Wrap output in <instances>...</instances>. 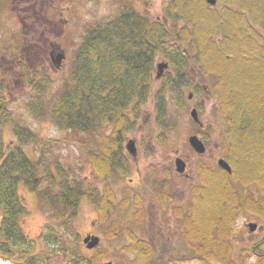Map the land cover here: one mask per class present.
<instances>
[{
    "label": "trees",
    "instance_id": "obj_1",
    "mask_svg": "<svg viewBox=\"0 0 264 264\" xmlns=\"http://www.w3.org/2000/svg\"><path fill=\"white\" fill-rule=\"evenodd\" d=\"M142 1L146 6L144 11L139 10L136 0H113L115 7L110 13L85 24L80 42L70 53V64L61 84L51 96H45L53 82L48 66L40 62L32 69L25 60L20 64L26 86L35 92L27 103L30 109L77 136L84 133L80 140L87 146L86 160L92 164L98 178L106 182L103 192L87 184L79 172L61 160L53 151L56 146L53 141L15 119L6 86L0 80V247L32 245L21 223L28 209L18 195L20 186L26 185L36 191L41 208L51 218L45 225V230L50 232L51 248L57 243L51 238L54 229L62 233L57 234L58 247L65 248L66 264H101L99 257L108 256L102 252V243L96 247L101 253L95 259L86 255L78 241L75 220L84 198L97 207L101 222H109L108 217L115 212L116 192L109 179L129 172L130 160L124 153L123 133L133 123L129 111L141 110L150 97L155 61L159 57L179 61L182 65L187 63V55L198 56L208 72L221 64L243 61L248 67L242 75L247 83H241L242 86L246 88L255 83V87L264 88V0H218L215 6L206 0H167L163 6L164 20L150 14L153 0ZM54 3L60 4V0H55L53 6ZM53 6L50 5V10L56 9ZM5 7H8L6 0H0V20ZM240 69L239 64L230 68L233 72ZM237 91L229 86L226 93H220V110L230 120L226 156L232 171L228 172L219 164L215 169L202 170V191L194 197L191 211L183 212L186 218H178V233L192 250L190 257L205 264L212 261L264 264L261 253L255 255L257 260L253 263L248 261L250 255L246 253L241 255L243 261L234 260L229 237L241 213L250 211L264 216V202L256 204L258 200L252 196L246 198L255 199L252 203L245 202L239 191L240 184H260V179H264L254 175L259 168L258 159L264 161V141L257 145L261 134L254 128L264 134L259 127L261 121L257 120L264 117L260 114L257 119L252 118L250 107L237 104L233 100ZM257 96L262 98L260 94ZM167 108L165 104L159 114L165 116ZM10 123L14 125L19 144L10 145L5 140L4 127ZM236 129L251 131H247L242 140ZM248 134L257 141L245 143ZM26 143L36 144L38 153L31 155L23 145ZM84 162L79 168H84ZM144 179L158 197L161 179L157 170L148 172ZM129 194L135 196L139 207L143 206L139 193L130 191ZM129 202L130 199L122 201V209H126ZM123 211H119L120 218ZM120 218H111L113 226L107 229V238L127 234L132 242L123 244L122 253L113 256L114 264L182 263L183 257L160 260L151 241L129 227L121 228Z\"/></svg>",
    "mask_w": 264,
    "mask_h": 264
},
{
    "label": "rangeland",
    "instance_id": "obj_2",
    "mask_svg": "<svg viewBox=\"0 0 264 264\" xmlns=\"http://www.w3.org/2000/svg\"><path fill=\"white\" fill-rule=\"evenodd\" d=\"M54 1L55 0L50 1L51 6H53L52 3ZM166 1L167 0H153L150 3V14L154 18H161L164 20L163 6ZM142 2V0H136V5L139 10L144 11L146 6ZM6 3L8 7H5L0 20V80L6 86V95L9 99V106L15 115V119L28 125L41 137L53 141L56 144L53 151L59 154L61 160L64 161L66 165L73 167V170L79 172L87 184L93 187H99L103 192L106 182L98 178L99 176L93 170L92 164L86 160L87 146L80 140L84 133H82L81 136H77L73 132L59 127L49 118L37 116L30 109L27 103L34 97L35 92L33 89L26 86L25 77L21 72V67L18 65V62L19 60H25L32 69L36 68L40 62L48 66L53 82L48 87L45 96H51L57 91L61 84L62 78L70 64V53L80 42L85 24L88 21L95 20L100 16L110 13L115 7L113 0H60V4L54 3L55 5L53 7L56 8V12L55 10L49 9L50 14L46 13L48 11V2H44V0H6ZM61 9H64L65 14L56 15ZM43 22L47 25L43 24ZM260 32L263 34L261 30ZM49 33L54 44L57 46L60 45L61 47L59 48L66 53V59L60 68H56L54 63L52 64L53 59L50 55V51L53 46L48 48V45H46L43 40ZM16 44L20 45V47L17 48ZM5 46L9 48L7 49ZM191 57L192 59L188 57L187 59L189 61L188 63L192 62L193 69L189 67L187 70L191 69L190 72L195 75L193 81L197 78L195 81L198 86H195L196 89L198 88L197 95H195L196 97L192 99L188 97L191 88L186 90L184 101L179 98L177 99L178 95L176 91H171L173 94H167L170 100L169 108L166 115L161 116L164 120V122H162V127L157 122L158 120L153 109V103L151 102L142 110V120H139L140 122H135V125L132 124L130 130L126 129L123 133L125 138L122 139V143L126 138L133 137L137 139L138 154L137 157L134 158L124 147V153L128 156L129 160L131 159L129 162V172L123 177L113 176L109 179L110 183L113 184L117 198L116 209L115 212L108 217L110 218L109 222H101L99 220V210L87 198L81 201L80 209L75 220V226L79 233V244L86 255L92 260L101 252H98L99 249L96 248H88L84 243L83 238L86 237L88 232L101 236L102 252L104 251L105 254H108V256L99 257L100 263L108 260L114 261L113 256L117 253H122L121 247L123 244L132 242L130 236L127 234L112 239H108L106 235L107 229L113 226V224L110 225L111 218H120L119 211L124 210L122 218L119 219L120 227H129L138 236L150 240L155 246L154 249L159 255L160 260L183 257L181 264H205L190 257L192 250L183 243L184 239L181 237L180 233H178V222L171 219L172 216L170 214L172 213V209H164L166 213H162V209L159 206L160 201L157 199L153 188L144 178L148 172L156 169L161 179V183L158 185V187H161V191L168 187L164 180L170 175H166V172L168 171L170 174L174 173L176 156L180 157L185 153V155L191 157L194 162H198L199 159L194 157L196 156V152L188 143V133L195 130L191 110L197 103L199 104L197 106L200 109L199 116L201 120L208 123L204 133L205 136H209V147L217 155L228 154L230 120H228L226 115L220 110L219 89L217 88V91H215V79L211 78L210 75L216 77V73L214 72H217L218 74H222L220 76H226L227 88L229 86L231 88L234 86V88L238 90L233 100L237 101L238 103H236L241 106L247 105V107H250L249 113H252L251 117L255 119H257L260 114L264 117V88L255 87V83L246 88L242 86V84L247 83L245 80L246 78L242 75L248 67L243 61L235 62V64L233 62L234 65H232V63H227L225 65L221 64L216 68H212V70H214L213 72H208L206 65L198 56ZM11 58H14V61H11ZM157 60L163 61L164 59L159 57ZM238 64L241 67L239 72H236L237 70L235 72H233L234 70H230V68L237 67ZM170 71H175V65L172 62ZM199 83L202 84L200 85ZM204 83H206L208 89H212V93L205 94L203 90L205 87ZM259 94L262 98L257 96ZM201 95L206 97L203 103H200ZM257 120L261 121L259 127L264 130V119ZM13 126V123H10L4 127L5 140L9 142L10 145L19 144L18 136L14 133ZM247 131L251 130L247 129L244 132L239 129L235 130L238 135L239 133L241 134L242 140ZM254 131L257 134H261L259 136H262V139L257 142V145L263 143L264 134L262 131L260 132L256 128H254ZM244 141L245 143H255L257 139L248 134ZM23 145L31 155L39 151L36 144L26 143ZM253 154L254 151L250 153L251 157H253ZM83 161H85L82 164L84 168L81 169L78 165ZM261 161L263 163L259 162V164L263 167L262 169H264V161ZM53 169L56 170L54 166ZM161 169L164 171H161ZM259 174V170L255 169L254 175L258 176ZM199 182L200 180L198 183ZM260 185L262 184H258V186L255 187V199L258 200L255 201L257 202L256 204L264 202V186ZM24 188V186L20 187L21 193L25 195L24 201L28 205L29 212L25 217L21 218V223L25 233H27L30 238H39L45 224H47V221L51 218H47L39 204L38 198L28 194V191L24 190ZM130 191L139 193L143 200V206L139 207V203L135 200V196H128ZM180 195L181 191L178 192L177 197ZM246 198L247 196H245V198L243 196L245 202L248 201ZM126 199H130V202L126 209H122L120 204ZM254 200L248 202L252 203ZM242 214L243 213L236 217L238 220L233 224L229 236L233 247V258L237 262H241L243 261L241 255L246 253L250 255L248 261L253 263L257 260L255 255H260V253L264 254V220L262 219L264 216L250 211ZM253 216L257 218H252ZM251 221L259 223L262 228H256L253 231L250 230L247 223ZM56 228L59 230L58 226ZM61 231L63 232V228H61ZM55 233L56 234L51 238L56 240L57 243L55 246L59 248L57 234L62 233H58L57 231ZM38 241L40 242V240ZM45 246L51 248L50 244H45ZM248 248H251L256 253L254 254ZM0 255L3 256L1 251ZM188 255L189 257H187ZM1 256L0 258L3 260L4 258ZM9 256L12 257L11 254H9ZM65 257L67 261L66 253ZM65 257L62 256L61 258L62 264H66ZM2 260H0V262H2ZM211 264L222 263L219 261H212Z\"/></svg>",
    "mask_w": 264,
    "mask_h": 264
},
{
    "label": "flooded vegetation",
    "instance_id": "obj_3",
    "mask_svg": "<svg viewBox=\"0 0 264 264\" xmlns=\"http://www.w3.org/2000/svg\"><path fill=\"white\" fill-rule=\"evenodd\" d=\"M50 1L51 0H46V2H48L47 3L48 4V7H47L48 11L46 13H48V14H50L49 13ZM60 13L62 14L63 12L61 11ZM43 40L45 41V44L48 45V48L53 46L52 50L50 51V55H51L52 59H54V57H56V52L62 50L59 48L61 46L55 45L49 36L45 37ZM187 57L189 59H192L191 55H187ZM200 60H201V58H200ZM11 61H14L13 58H11ZM163 61L167 62L168 65L164 68L163 73L161 74L160 77H157V70H158L157 64H158L159 60L155 61V70H154V75H153L154 81L152 83V86L150 87L149 99L145 102V104L142 105L141 110L134 109L135 111H132V110L129 111V115L133 119V123L128 125V127H129L128 130H130L132 124L135 125V122H140L139 120H142V113H143L142 110H144V108H146L149 105V103H151V102L153 103V109L155 111V115H156V118L158 120L157 122L162 127V122H164V120L161 117L163 115L159 114V111L161 109L165 108V104H168V108H169L170 100L167 97V94H173L171 91H176L177 95H178L177 99L179 98V99L184 101L185 95H186V90L188 88H191V91L189 92L188 97L190 99L196 97L195 95H197L198 88L197 89L195 88V86H197L195 81L197 78L193 81V78H195V75H193L190 72L191 69L187 70L189 67H191L193 69V64H191L192 62L188 63L189 61H186L187 63L181 65V63L179 61L174 60V62H172V63L175 65V71L172 72V71H170L171 61L167 60V59H164ZM19 63L21 64V60L19 61ZM52 64H53V62H52ZM214 73H216V77H213L211 75H210V77L215 79V91H217L216 89L218 88L219 93L227 92V89H228L227 88V86H228L227 85V77L226 76H220L222 74H218L217 72H214ZM218 77L220 78V81H217ZM199 84L201 85L202 83H199ZM204 84H205V87L203 88V90L205 91V94L206 93L207 94L212 93V89H208L206 86V83H204ZM205 100H206V97L201 95L200 103L205 102ZM197 105H199V104L197 103L196 106H193V108H196L198 111V114H199L200 109ZM134 112H136V113H134ZM226 122H227V120H226ZM194 124H195V130H192L191 132L188 133V136H189L188 137V143L190 144V142H189L190 136L196 134L206 144L207 151H205L204 153H199L190 144L191 147L193 148V150L196 152V156H194V157H197L199 160H198V162H194L191 157H189L188 155L186 156L185 153L182 154V156H180V157L185 162V169L183 171H179L177 168V159L179 157L176 156V158H175V170H174V173H172L173 175L168 173V171L166 172V175H168V174L170 175V176H168V178H166L164 180L167 183L166 186L168 185V187H167V189H162L160 191L158 197H157V199L160 201L159 206L162 209V213L164 212V209H167V210L172 209V213L170 215L172 216L171 219L173 221L174 220L178 221V218H186L183 215V212H185V211L190 212L191 211L190 208H191V206L194 205V202H195L194 197L197 194L201 193V191H202V182L198 183V181L202 177L201 171L204 169L211 168V167L213 169H215L216 165L219 164L218 163L219 159H221V158L227 159V156H226L227 153L224 155H221V154L217 155L209 147V145H208L209 136L208 135L205 136V133H204L206 131V127H207L208 123H206V121H202L200 118L199 120L194 119ZM130 139H135V145L137 147V154H138V144H137L138 141L136 138H133V137H130L128 139L126 138L125 139L126 142L125 141H124L125 143L123 142V146L129 152V149L127 148V143ZM259 139H262V136H260ZM131 156H133V154H131ZM133 157L135 158V157H137V155L133 156ZM259 162L263 163L261 160L257 161L259 168H256V169H258V170L260 169L259 170L260 174L258 175V177L264 178V169H262L263 167L260 166ZM161 171H164V170L161 169ZM202 172H204V171H202ZM260 181L262 183H264V179L263 180L260 179ZM262 183H260V184H262ZM22 186L25 187L24 190L28 191L27 192L28 194L33 195V196H37V193L34 189H32L26 185H22ZM256 186H258L257 183H255L253 185H245V186L240 184L239 191H240L241 196H244V197L245 196H252L255 198L256 197V191H255ZM179 191H181V195L179 197H177V194ZM18 195H19V198L21 200V203L23 205H25L27 207V209H29L28 205L24 201L25 195H23L21 193V189H19ZM241 201L243 203L244 200H241ZM0 213H2V212L0 211ZM165 213L166 212H164L163 214H165ZM243 214H245V213H243ZM1 217H2V214H1ZM23 217H25V216H23ZM47 218H48V216H47ZM252 218H257V217L253 216ZM259 228H262V226L258 223L257 229H259ZM54 233L55 232H53L51 234V236H53ZM39 238H35L32 241V245H30V246L22 244L20 246H13L11 249L9 246L0 247V251L3 254V256H1V255L0 256L2 258H4L3 260L0 258V260H2V262H0V264H57V263L62 264L61 258H62V256L65 257V253H66L65 248L64 249L57 248V246H55V245L53 248L45 246V244H47L49 242V238H50V232L45 230V228H43L42 234H41V236H39ZM38 240H40V242ZM41 243H42V245H41ZM9 254H11L12 257H10ZM60 255H61V257H60ZM65 260H66V257H65Z\"/></svg>",
    "mask_w": 264,
    "mask_h": 264
},
{
    "label": "water",
    "instance_id": "obj_4",
    "mask_svg": "<svg viewBox=\"0 0 264 264\" xmlns=\"http://www.w3.org/2000/svg\"><path fill=\"white\" fill-rule=\"evenodd\" d=\"M206 1L209 4H212V5H216L217 2H218V0H206ZM65 57H66V55H65V53L63 51H57L56 52V57H54V59H53L55 65L57 67H60L62 62H63V59ZM167 65H168V63L165 62V61L158 62V64H157V66H158L157 77L161 76V74L163 73L164 68ZM191 114L196 120H199L198 111H197L196 108L191 110ZM189 141H190L191 145L198 152L203 153V152L206 151L207 147H206L205 143L203 142V140L200 139L198 135H196V134L191 135L190 138H189ZM127 148L129 149V152L131 154H133V156L137 155V147L135 145V139H130L128 141ZM219 164L223 168L228 170L229 172L232 171V167H231L230 163L226 159H224V158L219 159ZM177 168H178L179 171H183L185 169V162H184V160L182 158H178L177 159ZM247 225L249 226L250 230L253 231V230H255L257 228L258 223L251 221V222L247 223ZM100 240H101V237L99 235H91V234H89V235H87L84 238V242L87 245V247H89V248L96 247L100 243ZM102 264H113V261H106V262H103Z\"/></svg>",
    "mask_w": 264,
    "mask_h": 264
},
{
    "label": "bare ground",
    "instance_id": "obj_5",
    "mask_svg": "<svg viewBox=\"0 0 264 264\" xmlns=\"http://www.w3.org/2000/svg\"><path fill=\"white\" fill-rule=\"evenodd\" d=\"M218 3H219V1L217 2V4H218ZM217 4H216V5H217ZM211 5H212V4H211ZM212 6H215V5H212ZM183 47H184V46H183Z\"/></svg>",
    "mask_w": 264,
    "mask_h": 264
}]
</instances>
